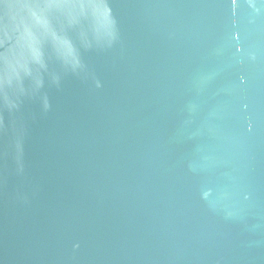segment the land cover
<instances>
[{"label":"water","instance_id":"obj_1","mask_svg":"<svg viewBox=\"0 0 264 264\" xmlns=\"http://www.w3.org/2000/svg\"><path fill=\"white\" fill-rule=\"evenodd\" d=\"M0 264H264V0H0Z\"/></svg>","mask_w":264,"mask_h":264}]
</instances>
